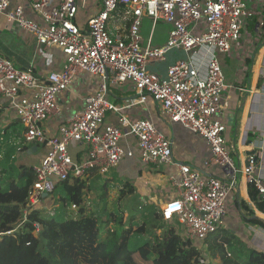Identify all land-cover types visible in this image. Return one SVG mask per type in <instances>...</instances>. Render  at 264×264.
I'll list each match as a JSON object with an SVG mask.
<instances>
[{
	"label": "built area",
	"instance_id": "2783aa9c",
	"mask_svg": "<svg viewBox=\"0 0 264 264\" xmlns=\"http://www.w3.org/2000/svg\"><path fill=\"white\" fill-rule=\"evenodd\" d=\"M258 9L246 0H0V15L8 23L37 46L56 47L64 56L60 70L42 76L31 67L17 69L0 56V98L23 129L16 151L37 145L45 151L32 167L35 181L23 220L32 210L54 215V207L44 204L57 183L94 172L106 177L131 159L142 166L172 167L168 176L176 196L159 209L162 223L196 247L200 264H210L205 241L224 226L237 176H243L264 202V179L255 174L258 154L248 155L247 164L237 167L226 144L221 117L223 93L229 87L219 61L239 40L243 21L258 15L256 31L259 36L264 32V3ZM144 18L153 26L158 21L169 26L162 46L143 45ZM172 50L182 51L186 59L167 67L164 76L149 71V65L165 62ZM82 72L98 79L96 91L65 124L46 131L43 124L60 116L59 96ZM124 84L133 87L134 97L118 107L108 100L109 85ZM148 98L164 121L180 124L204 141L210 151L204 166L221 169V178L205 177L188 164L176 163L171 139L154 123L131 121L121 114ZM107 112L115 115L118 125L105 122ZM71 143L86 147L80 158L69 152ZM69 211L75 216L78 208L70 205ZM35 229L40 230L38 224Z\"/></svg>",
	"mask_w": 264,
	"mask_h": 264
},
{
	"label": "crops",
	"instance_id": "0c3cea01",
	"mask_svg": "<svg viewBox=\"0 0 264 264\" xmlns=\"http://www.w3.org/2000/svg\"><path fill=\"white\" fill-rule=\"evenodd\" d=\"M251 8L259 11L255 4ZM1 16L0 18L6 22L4 23L6 24L4 25L6 29L0 27V56L2 58L7 59L15 68L20 70L31 67L37 76L61 69L64 56L60 49L56 47L46 49L37 46L32 37L19 31L15 25L8 23L5 17ZM258 19L259 16L256 15L246 20V30H242V34L236 43L237 45L235 44L236 46L234 45L229 53L219 58L225 84L229 87L223 93V115L221 121L226 128V144L235 165L237 167L245 166L247 164V156L253 152L257 153L255 174L264 179V32L259 36L256 31ZM84 20V17H82L80 23L83 24ZM157 24L153 26L150 20H142L140 35L143 45L149 43L152 47H160L166 42L169 26L163 23L165 27H160L157 30ZM248 34L256 36L258 41L247 45L245 39L248 38ZM173 52L177 53L175 54V59L172 58ZM182 57L183 55L179 50H172L167 54L165 62L149 65L148 69L160 76H164L167 67L178 59H182ZM247 66H249V69ZM84 74L86 73L77 74L68 90L59 96L60 116L51 117L43 124V128L46 131L51 132L58 125L65 124L76 111L83 109V99L96 91L98 79L89 74L86 77ZM110 93L113 97V103L118 107L123 106L125 101L134 97L133 87L129 84L109 85L108 96ZM121 114L128 117L131 121L148 119L154 123L165 136L171 139L176 163L188 164L205 177H222V171L218 167L205 168L204 162L209 159L210 151L204 141L184 129L180 124H171L164 121L159 114L157 104L152 99L148 98L145 104L125 109ZM105 122L118 125L116 117L112 114H108ZM20 125L8 102L0 98V139H13L9 143L12 148H15V151H13V148L9 152L7 159L17 158L22 153L17 152L16 149L18 147L15 146L18 144L17 140L20 139V136H17L22 127ZM131 142L133 141L131 140ZM41 147H39L41 152L37 148L36 153H27L21 164L27 167H34L39 164L45 153ZM85 149L86 147L81 144L71 143L69 145V152L73 151L71 155L74 159L80 158ZM14 166L17 167L18 165ZM171 172L172 167L142 166L137 160L131 159L122 161L106 177H100L94 172L86 176V179H88V186L92 183H99L104 186L109 181L112 183L116 182V184L127 181L134 188V192L131 195L141 199L143 206L150 205L159 211L166 202L176 196L169 181L168 174H171ZM249 189L250 187L247 185L245 178L238 175L236 187L228 199L227 217L223 228L229 229L238 238L251 228L258 227L246 222L245 219L248 218L247 212L240 208L238 203H246L253 211L254 217L264 221V202L257 195L252 199L249 196ZM153 201L156 204L152 205ZM139 208H142V206ZM240 239L242 240V238Z\"/></svg>",
	"mask_w": 264,
	"mask_h": 264
},
{
	"label": "trees",
	"instance_id": "16d2710c",
	"mask_svg": "<svg viewBox=\"0 0 264 264\" xmlns=\"http://www.w3.org/2000/svg\"><path fill=\"white\" fill-rule=\"evenodd\" d=\"M22 130L21 127L17 136ZM87 180L85 177L57 183L48 197L54 215L32 210L24 221L28 192L35 181L33 169L23 165L9 170L3 168L0 172V264H140L134 259L135 254L151 264H200L196 247L182 240L171 227L150 236L148 230L134 229L133 221L126 224L123 217H114L111 213L102 221L85 206ZM118 190L120 198L134 192L127 181L120 183ZM255 195L250 187L249 196L254 199ZM70 205L78 208L75 216L69 211ZM238 205L247 212V223L264 230V221L254 217L246 203ZM140 210L149 215H144L145 220H153L155 230L164 227L158 210L150 205ZM35 224L40 227L36 234ZM109 224H117L121 230H112ZM205 244L209 259H219L220 264H264V253L247 247L229 229H219Z\"/></svg>",
	"mask_w": 264,
	"mask_h": 264
},
{
	"label": "rangeland",
	"instance_id": "374dc122",
	"mask_svg": "<svg viewBox=\"0 0 264 264\" xmlns=\"http://www.w3.org/2000/svg\"><path fill=\"white\" fill-rule=\"evenodd\" d=\"M246 3L248 4V6H251V7L253 4H255L256 7H259L264 3V0H246ZM0 17L2 16L0 15ZM144 19H147L148 21L150 20L148 18H144ZM4 23L6 22H4L2 18H0V27L2 29H6L4 28V25H6ZM157 23H158L156 26L157 30H159L160 27H165V25H163V22L158 21ZM242 27H243V31H245L246 30L245 21L242 22ZM142 36H143V29H142ZM245 41L247 42V45H248V44H254V42L256 43L258 40H256V36H252L251 34H248V38H246ZM180 53L183 55V57L182 59H178V60H185L186 57L183 54V52L180 51ZM175 54L177 53L173 52L172 54L173 59L176 58ZM221 56L223 55H220L219 58H221ZM14 64L16 65V63ZM158 66H164V65H158ZM247 67L249 69V66ZM87 74L88 73L84 75L87 77ZM108 100L112 103L114 102L111 93L108 96ZM108 114L114 115L111 112H107L106 117L108 116ZM11 140L13 139L4 138L3 142L0 141V172L3 170V168H7L9 170L13 167L15 168L14 165H18V166L22 165L21 161L26 156L27 152L29 151V149L27 150L25 149L23 152L20 151L22 153L17 158L7 159L6 157H8L9 152L13 150L14 148V147L12 148L11 147L12 145L9 143ZM13 151H15V148ZM38 151L41 152L40 148L38 149ZM71 153H73L72 150H71ZM111 183L112 182L109 181L105 183L104 186H101L99 183L97 184L92 183V184H89V187L85 190V197H84L85 206L92 213H96L102 219V221H105L108 218L107 213H111L113 214L114 217H123L126 224H129L130 221H133L134 229H138L142 232L148 230L150 232V236L153 233H157L159 235L160 233L163 232L165 228L169 227L166 223H163L164 227L162 226L161 228H158V230H155L156 227L154 228V222H152L153 220H151L150 218L148 220H145L143 218L144 215H146V217H149V215H147L146 213L144 214V212L139 209L140 206H143V201L133 195H131L130 197H128L127 195L124 198H120L119 190H118L120 183H117L119 185H117L116 182H113L112 184ZM49 201H50V198H48L46 203L44 204L45 207L50 206L51 203ZM154 203L156 204V202L153 201L152 205H154ZM103 208L105 209V211H103ZM108 227L115 231L121 230V227L118 226L117 224H109ZM103 229L105 230V227H103L101 231L102 239L104 237V232H105ZM34 234H36V232H34ZM147 235L149 236V234ZM241 235L243 236H241L240 238H242L244 244L247 247L254 248L264 253V230L263 229L258 228V227H253ZM134 259L140 264H151V262L142 261L138 254L134 255ZM210 264H220V261L219 259H216V260L210 259Z\"/></svg>",
	"mask_w": 264,
	"mask_h": 264
},
{
	"label": "water",
	"instance_id": "95a60500",
	"mask_svg": "<svg viewBox=\"0 0 264 264\" xmlns=\"http://www.w3.org/2000/svg\"><path fill=\"white\" fill-rule=\"evenodd\" d=\"M36 151H37V147L36 146H33L27 153L28 154H30L31 152L32 153H36ZM47 195L46 194H44L43 196H42V198H45Z\"/></svg>",
	"mask_w": 264,
	"mask_h": 264
}]
</instances>
